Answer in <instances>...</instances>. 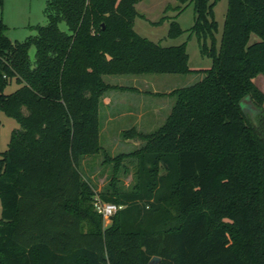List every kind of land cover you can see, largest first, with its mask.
Listing matches in <instances>:
<instances>
[{
  "label": "trees",
  "instance_id": "16d2710c",
  "mask_svg": "<svg viewBox=\"0 0 264 264\" xmlns=\"http://www.w3.org/2000/svg\"><path fill=\"white\" fill-rule=\"evenodd\" d=\"M138 1L46 0L47 24L12 42L0 0V110L19 125L0 152V264H264V92L254 82L264 75V0H228L219 42L216 0H176L178 11L193 4L190 31L211 59L200 70L185 42L134 30ZM181 33L171 21L168 36ZM193 71L203 78L168 93L176 99L160 127L122 131L140 145L104 153L111 177L99 197L122 205L104 226L81 158L104 151L101 96L136 89L103 75ZM246 96L253 118L239 104ZM124 160L129 189L117 184Z\"/></svg>",
  "mask_w": 264,
  "mask_h": 264
},
{
  "label": "rangeland",
  "instance_id": "374dc122",
  "mask_svg": "<svg viewBox=\"0 0 264 264\" xmlns=\"http://www.w3.org/2000/svg\"><path fill=\"white\" fill-rule=\"evenodd\" d=\"M177 4L176 0L138 1L135 7L143 17L139 15L135 17L134 30L141 36L163 46L178 45L185 42L189 67L195 70L207 69L211 66V59L200 53L197 37L190 31L195 16L193 4L185 5L181 11L171 8ZM45 6L46 0H4L1 15L8 27L6 34L12 42L23 41L27 36L35 35L36 30L33 26L47 24ZM227 6L228 0H216L213 5V14L218 28L215 36L218 42L221 37ZM163 16L166 17L161 20ZM173 20L179 24L182 33L176 37H169L168 31ZM59 28L64 31L67 30L64 22L59 24ZM257 40L258 37L252 34L250 43ZM29 56L33 62L35 59L34 46L29 49ZM203 76L204 73L201 71L186 74L103 75V80L108 84L127 88L135 87L142 90L143 94H146L143 105L145 111L141 113V117L137 118L138 111L136 108L139 106V95L129 89H109L101 96L98 112L99 142L104 151L81 158V172L92 185L94 196H99L98 193L106 188L111 177V165L102 164L104 153L110 156L128 153L141 143L140 140L123 138L122 131L135 128L138 131L149 133L156 130L165 122L176 99L175 96L169 95L167 92L191 85L201 80ZM254 82L264 92V75H257ZM17 87L18 84L12 80L4 89V93H10ZM151 92L163 93V95L149 94ZM109 98L115 99L113 104L109 102ZM243 108L252 118L257 116V110L251 105L249 99L245 98ZM17 128L19 125L16 120L0 110V152L7 148L11 132ZM122 163L127 166L128 171L127 173L120 172L117 184L122 189H129L134 182V166L129 160H124ZM110 221L111 219L103 218V225H108Z\"/></svg>",
  "mask_w": 264,
  "mask_h": 264
},
{
  "label": "built area",
  "instance_id": "2783aa9c",
  "mask_svg": "<svg viewBox=\"0 0 264 264\" xmlns=\"http://www.w3.org/2000/svg\"><path fill=\"white\" fill-rule=\"evenodd\" d=\"M93 205L97 213L101 214L103 218L110 219V217L119 209L122 205L103 201L99 196H94Z\"/></svg>",
  "mask_w": 264,
  "mask_h": 264
},
{
  "label": "crops",
  "instance_id": "0c3cea01",
  "mask_svg": "<svg viewBox=\"0 0 264 264\" xmlns=\"http://www.w3.org/2000/svg\"><path fill=\"white\" fill-rule=\"evenodd\" d=\"M133 88H135V87H133ZM136 89V91H133V90H131V91H133V92H136L138 95H139V97H138V103H139V106L136 108V111H138V114H137V118L140 116L141 117V113L143 112L144 113V111H145V107L143 106L144 105V95H146V94H143V91L142 90H140V89H138V88H135ZM149 94H152L153 95V92H151V93H149ZM149 94H147V95H149ZM167 94H168V92H167ZM116 98V97H115ZM110 99V98H109ZM115 101V99H110L109 100V102L111 103V104H113L112 102H114ZM111 106V105H110ZM128 112H130L129 110H128Z\"/></svg>",
  "mask_w": 264,
  "mask_h": 264
},
{
  "label": "water",
  "instance_id": "95a60500",
  "mask_svg": "<svg viewBox=\"0 0 264 264\" xmlns=\"http://www.w3.org/2000/svg\"><path fill=\"white\" fill-rule=\"evenodd\" d=\"M245 98L249 99V96H246ZM245 98H243L242 100H240L239 104L241 106V108H243L244 106V100ZM244 109V108H243ZM158 257L157 256H154L150 259L149 263L148 264H155L157 261H158Z\"/></svg>",
  "mask_w": 264,
  "mask_h": 264
}]
</instances>
